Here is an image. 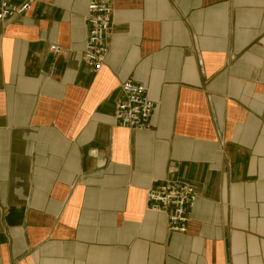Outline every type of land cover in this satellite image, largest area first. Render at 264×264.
I'll return each instance as SVG.
<instances>
[{
    "label": "crops",
    "instance_id": "0c3cea01",
    "mask_svg": "<svg viewBox=\"0 0 264 264\" xmlns=\"http://www.w3.org/2000/svg\"><path fill=\"white\" fill-rule=\"evenodd\" d=\"M109 1L96 74L89 0L0 23V264H264V0ZM127 80L146 131L114 121ZM166 181L194 186L185 234L146 211Z\"/></svg>",
    "mask_w": 264,
    "mask_h": 264
},
{
    "label": "built area",
    "instance_id": "2783aa9c",
    "mask_svg": "<svg viewBox=\"0 0 264 264\" xmlns=\"http://www.w3.org/2000/svg\"><path fill=\"white\" fill-rule=\"evenodd\" d=\"M34 0H0V23L24 16ZM113 7L109 0H89L84 15L86 36L82 62L91 74L98 73L108 55V40L112 31ZM53 54L59 52L50 46ZM156 104L148 98L143 86L127 80L119 86V98L115 103L113 118L117 126L134 132L146 131ZM197 195L194 186L185 181H166L148 188L145 192L146 211L162 214L170 233L185 234L190 213Z\"/></svg>",
    "mask_w": 264,
    "mask_h": 264
}]
</instances>
